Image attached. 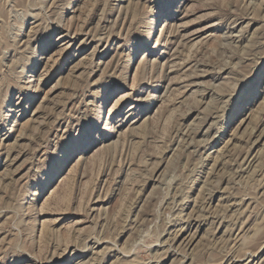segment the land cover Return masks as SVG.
Here are the masks:
<instances>
[{
	"label": "rangeland",
	"instance_id": "rangeland-1",
	"mask_svg": "<svg viewBox=\"0 0 264 264\" xmlns=\"http://www.w3.org/2000/svg\"><path fill=\"white\" fill-rule=\"evenodd\" d=\"M0 264H264V0H0Z\"/></svg>",
	"mask_w": 264,
	"mask_h": 264
}]
</instances>
